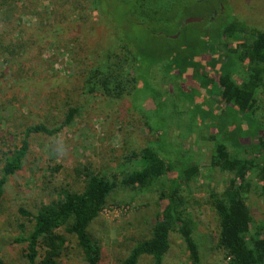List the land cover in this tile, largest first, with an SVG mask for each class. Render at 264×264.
<instances>
[{
	"label": "rangeland",
	"instance_id": "rangeland-1",
	"mask_svg": "<svg viewBox=\"0 0 264 264\" xmlns=\"http://www.w3.org/2000/svg\"><path fill=\"white\" fill-rule=\"evenodd\" d=\"M12 1L19 10L14 20L2 24L17 28L22 23L35 36L13 33L3 38L10 41L2 45L5 56L0 58V177L26 126H55L69 107L77 113L53 135L31 132L19 169L4 176V263L26 264L24 244L13 238L22 229L28 232L32 222L19 208L34 213L56 200L61 189L79 192L89 173L118 180L142 164L131 153L149 146L170 171L145 189L118 186L109 193L87 227L100 248L97 264H119L135 242L150 235L163 201L157 198L161 185L166 189L170 178L192 164L199 173L180 186L179 195L194 223L201 264H225L215 247L217 219L208 195L211 190L220 193L229 174L209 165V153L212 142L223 143L239 158L253 152L251 134L259 119H239L230 112L231 117H220L225 108L217 101L215 79L226 68L234 71V48L248 37L235 34L229 42L219 31L231 21L246 30L264 31V0H98L97 8L92 0ZM169 7L166 15L154 13ZM48 17L60 22L57 42L37 36L49 29ZM189 17L201 20L184 23ZM121 43L129 52L125 71L132 81L127 90L118 98L86 92L91 68L105 52L123 54ZM257 98L258 107L264 106V85ZM214 132L211 142L208 136ZM244 199L253 221L264 224V194L252 175ZM168 241L162 263L190 264L177 232H170ZM58 263L83 264L72 235L66 234ZM137 264H151V259L142 255Z\"/></svg>",
	"mask_w": 264,
	"mask_h": 264
},
{
	"label": "trees",
	"instance_id": "trees-1",
	"mask_svg": "<svg viewBox=\"0 0 264 264\" xmlns=\"http://www.w3.org/2000/svg\"><path fill=\"white\" fill-rule=\"evenodd\" d=\"M97 2L98 0H92V6L95 5L97 8ZM173 2L175 1L170 0L169 3ZM170 7L156 10L154 13L162 11V14L166 15L172 11ZM18 10L16 2L0 0V58L5 56L2 45L10 41L3 38L13 33L19 37L27 33L34 35L33 29L22 23L17 28H6L2 24V21L14 20ZM47 19L46 27L49 29L42 28L46 30L37 36L45 35L57 42V36L62 31L60 22L58 19L54 21L49 17ZM235 34L248 37V42L238 43L234 48V71L226 68L218 73L215 79L217 101L225 108L219 109L220 117L225 118V113L230 116L228 112L239 119L253 115L258 116L259 124L253 128L251 134L255 142L252 144L253 152H247L241 158L230 155L223 143H213L215 132L209 134L208 138L212 142L209 165L226 171L229 176L220 193L210 191L208 203L217 219L215 247L221 250L226 260L225 264H264V224L259 225L253 221L244 199L250 175L254 176L261 194H264V106L258 107L257 103V94L264 85V31L246 30L237 26L234 21L228 22L219 31L220 37L229 42ZM119 47L124 50L123 54L105 52L96 61L84 83L86 92L98 90L104 96L118 98L127 90L128 83L132 81L131 75H127L125 71L129 52L122 43ZM235 75L238 79H235ZM76 113V107H69L63 119L55 126L47 127L38 123L23 129L22 138L13 150V156L6 158L2 165L0 194L5 181L4 176L20 167L28 148V135L31 132L53 135L64 126H68ZM131 156L137 157L142 163L141 166L123 173L118 180L103 174L89 173L81 191L61 189L56 200L42 205L34 213L18 209L20 215L32 222L28 232L24 233L22 229V233L13 238L14 242L24 244L26 264H59L58 258L65 247L66 234L74 237L83 255V264H97L100 248L97 241L88 234L87 227L105 204L109 193L118 186L145 189L156 180L162 181L160 178L170 171L165 160L149 146L132 152ZM198 173V165L192 164L170 178L166 189L160 184L161 189L157 198L163 201L150 235L135 242L119 264H137L138 258L142 255L150 257L151 264H163L162 260L169 246L168 236L174 231L184 244L190 264H201L198 244L194 238V223L185 209L184 200L179 195L180 186L189 182ZM59 230H63L64 233ZM0 264H5L1 258Z\"/></svg>",
	"mask_w": 264,
	"mask_h": 264
},
{
	"label": "water",
	"instance_id": "water-1",
	"mask_svg": "<svg viewBox=\"0 0 264 264\" xmlns=\"http://www.w3.org/2000/svg\"><path fill=\"white\" fill-rule=\"evenodd\" d=\"M200 20H201L200 17H189V18H187V19L184 20V23L192 22V21L198 22Z\"/></svg>",
	"mask_w": 264,
	"mask_h": 264
}]
</instances>
